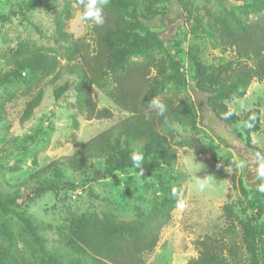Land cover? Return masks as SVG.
<instances>
[{"label": "rangeland", "instance_id": "374dc122", "mask_svg": "<svg viewBox=\"0 0 264 264\" xmlns=\"http://www.w3.org/2000/svg\"><path fill=\"white\" fill-rule=\"evenodd\" d=\"M136 1L144 12L148 8L153 11L151 19H141L145 28L158 32L165 42V48L154 54L161 57L169 53L186 79V85L170 83L164 94H179L197 110L196 125H173L168 133L176 154L172 169L140 176L130 168L94 181V171L105 166L91 163L87 175L74 173L64 159L129 116L108 96L112 84L107 89L93 88L98 108L110 109L112 119L88 120L77 109L76 77L67 71L71 63L68 49L80 38L92 43V25L80 18V6L74 0H0V192L20 198L17 214L30 220L46 249L63 264H81L67 248V236L73 218L92 214L137 223L145 231L158 230V245L146 255V264H187L199 256L195 242L206 235L237 244L240 257L235 264H252L245 224H254L257 218L253 191L260 181L256 177L257 152L248 145L241 124L227 125L209 109L207 95L195 87L193 64L188 57L192 52L214 67L229 61L236 64L237 60L230 49L196 31V9L207 0ZM68 2L73 17L64 30L70 43L64 41L60 25ZM209 5L228 17L233 13L242 19L264 12V7L252 8L251 0H211ZM36 54L51 63L50 69L40 64L33 70L20 68L21 62L24 66V60ZM141 59L133 57L130 61ZM14 71L20 76L10 74L9 81H2ZM66 82L71 89L56 100L54 92ZM39 92L43 93L39 107L23 122L27 103ZM226 104L238 115L260 109L261 129L250 139L251 146L264 153V79L253 80L244 98ZM139 146L141 150L143 145ZM145 152L144 147L147 159L149 154ZM234 161H243L246 166L239 169ZM193 167L201 168L196 172L200 178L211 175L212 184L203 192L193 186ZM55 184L59 194L47 192L29 200L39 187ZM173 188L179 191L186 207L176 206L165 217L162 202ZM258 222L264 224V218ZM0 264H47L21 221L1 212Z\"/></svg>", "mask_w": 264, "mask_h": 264}, {"label": "trees", "instance_id": "16d2710c", "mask_svg": "<svg viewBox=\"0 0 264 264\" xmlns=\"http://www.w3.org/2000/svg\"><path fill=\"white\" fill-rule=\"evenodd\" d=\"M83 12L80 0H74ZM181 1V0H180ZM246 1V0H239ZM200 9H196L199 33L214 38L220 46L230 49L236 64L229 61L214 67L207 65L200 58L189 53L188 61L193 64L192 77L196 89L207 95V106L215 117L227 124H241L248 145L255 152L259 149L251 146L250 136L261 129V111L254 108L248 112L233 115L224 119L230 111L226 102L242 99L246 89L255 79H264V12L255 18H240L235 14H226L214 10L207 0ZM252 8L264 7V0H251ZM187 2H184V6ZM203 11V13H202ZM105 23L92 25L93 40L87 42L80 38L71 42L68 49L67 71L76 77L77 109L88 120H110L113 112L98 108L93 97V88L107 89L112 102L129 114L114 127H111L85 143L80 150L64 159V163L76 174L89 173L91 163H104L105 168L94 171L93 180H101L116 172L136 169L131 161L133 151L143 153L145 147L149 155L144 158V173H155L164 168L172 169L176 161L175 151L170 147L168 133L173 125L181 127L196 125L197 110L188 100L179 94H164L170 83L186 85V79L180 71L179 63L167 53L157 56L154 51L164 49L165 42L158 32L145 28L141 19L149 20L153 11L141 10L136 0H109L104 7ZM73 17L70 2L63 9L60 19L64 41L70 43V36L64 27ZM5 19V17H3ZM143 31V35L139 32ZM133 57L141 60L130 61ZM50 69L51 63L36 54L20 63V68ZM55 67H53L54 69ZM10 74L17 77L19 71L9 72L3 82L9 81ZM71 89L69 82L54 92L59 100ZM158 96L168 105L165 117L151 113L148 104ZM43 93H37L26 105L23 122H26L34 110L39 107ZM232 111V110H231ZM149 112L152 119H145ZM255 119H252V117ZM199 119V118H198ZM251 124V127L247 125ZM142 149L140 150L141 146ZM144 154V153H143ZM259 181L254 187V201L257 203L255 223L245 224V241L247 251L251 255L252 264H264V224L258 221L264 218V192L259 190ZM50 184V181H48ZM177 190V189H176ZM47 192L59 194L60 189L53 186H41L35 190L30 201L42 197ZM20 199L18 196L6 197L0 192V212L7 216L15 215L25 230L30 232L35 245L47 264H63L60 259L46 249L28 218L17 214ZM179 191L165 196L162 202L165 217L177 206ZM160 232L145 231L140 224L133 222H116L112 218H100L96 214L73 218L70 233L67 236V248L78 258L81 264H146V255L152 253L158 245ZM199 251L196 259L187 264H235L239 261L240 249L237 244H228L223 240L206 235L195 242Z\"/></svg>", "mask_w": 264, "mask_h": 264}, {"label": "clouds", "instance_id": "9594fccd", "mask_svg": "<svg viewBox=\"0 0 264 264\" xmlns=\"http://www.w3.org/2000/svg\"><path fill=\"white\" fill-rule=\"evenodd\" d=\"M109 0H80V3L83 6V12L81 15V19L84 21L90 22L94 25L101 26L105 23V16L103 14L104 7L108 4ZM148 108L151 113H155L158 117H165V123H168L166 118V113L168 112V105L165 102H162V100L155 96L149 104ZM233 115V111H228L224 114V119H228ZM145 119L150 120L152 119V116L149 112L145 113ZM252 119H255L253 116ZM248 127H251V124L247 125ZM256 161L258 163V167L256 169V177L260 181H264V153L257 152L255 154ZM131 161L133 166L136 169H139V175H144V155L141 152L133 151L131 154ZM236 164V167L239 169H243L246 165L243 161H234ZM196 163L194 162V156H193V165ZM201 168L197 169L193 167L192 174L196 177V179L193 182V186L197 191L203 192L206 189H208L211 184V175L206 176L205 178H200L196 175V172L199 171ZM259 190L264 192V182L260 183ZM173 195H177V190L173 188ZM186 207V202L183 200V198H180L177 202V208L183 209Z\"/></svg>", "mask_w": 264, "mask_h": 264}]
</instances>
